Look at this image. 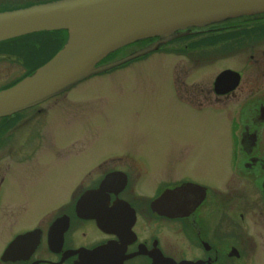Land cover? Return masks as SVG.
Listing matches in <instances>:
<instances>
[{"label": "flooded vegetation", "instance_id": "obj_1", "mask_svg": "<svg viewBox=\"0 0 264 264\" xmlns=\"http://www.w3.org/2000/svg\"><path fill=\"white\" fill-rule=\"evenodd\" d=\"M50 1L0 0V12ZM257 27L264 28V14L224 26L241 32ZM206 29L208 33L178 37L153 53L183 56L196 65L215 57L230 62L206 85L199 84L191 69L166 66L157 91L168 93L192 117L223 113L227 149L219 172L224 176L215 181L203 174L201 179L183 171L188 169H176L186 154L181 158L177 152L167 162L165 148L150 145L93 150L115 121L126 120L121 114L126 105L110 98H83L77 87L83 82H78L34 106L0 116V264H255V257L244 256L241 248L254 244L264 249V154L256 151L264 129V33L233 37L225 31L230 34L214 42L216 26ZM207 37L212 42L201 45ZM37 53L38 45L0 50V72L9 73L0 89L37 65ZM234 57L241 68L233 65ZM223 70L236 73L216 86ZM133 116L138 119L139 112ZM57 123L82 129L80 142L77 134L76 147L67 151L68 158H77L72 169L81 171L74 179L54 180L48 207L37 210L22 203V189L29 186L23 170L31 172L45 152L64 161L54 149ZM233 179L241 181L237 189L229 185Z\"/></svg>", "mask_w": 264, "mask_h": 264}, {"label": "rangeland", "instance_id": "obj_2", "mask_svg": "<svg viewBox=\"0 0 264 264\" xmlns=\"http://www.w3.org/2000/svg\"><path fill=\"white\" fill-rule=\"evenodd\" d=\"M242 32L237 29L231 33L240 35ZM259 32L264 33V28H253L252 32H248V34L256 35ZM221 33L230 34V32L225 31ZM238 35L233 37H238ZM199 38L191 37L189 40ZM208 42H212V38L203 39L201 45ZM195 46L200 45L195 44L194 48ZM124 48L118 53V56L127 51V47ZM244 52L246 55L249 53L248 50ZM257 55L260 56L261 54L256 53L255 59H259ZM238 58H233V65L241 68V65L236 62ZM187 59L183 56L179 57L160 51L145 59L133 61L126 66L81 81L83 83L77 87L78 90L84 91L83 98H110L127 106L121 112L122 117L126 120L119 118L115 121L106 133H102L105 140L96 145L93 150L104 151L124 145H137L142 149L145 145L154 146L158 150L165 148V161L167 162L174 158L177 152H180L181 158L186 154L183 161L176 163V169H188L183 171L192 172L193 175L197 174L201 179L204 178L201 177L203 174L206 175V178H214L215 181L219 180V176L223 177L224 175L219 172L224 168L227 149L226 134L221 122L223 113L216 110L210 116L205 114L192 117L168 99L170 98L168 93L162 96L157 89L163 80L161 73L166 66L186 67L188 71H194L199 84L206 85V83H211L217 71L230 61H225L224 57H215L207 63L196 65ZM247 59L249 64V58ZM0 71L3 72L1 66ZM1 72L0 82L9 77V73ZM94 87L97 89L93 93ZM97 92H99L98 95ZM261 92L264 93V89ZM134 111L139 112L138 119L133 116ZM54 130L55 153L64 155V161H56L53 154L45 152L42 154L38 166H32L31 172L23 170V177L27 179L25 181H29V186L22 189V203L24 205L25 202L26 205L28 202L30 208L34 206L37 210L48 207L51 196L55 193L52 185L54 180L74 179L81 171L80 168L78 172L72 169L71 166L77 162V158H68L67 151L69 152L73 147H76L75 136L77 134L80 142L82 129L73 123L71 125L61 123L60 126L57 123ZM66 130H69L70 137ZM256 151L264 154V129L260 135ZM187 160L188 163H185ZM239 182L241 181L233 179L230 180L229 185L237 189ZM246 192V188L241 186L240 194L245 195ZM241 251L244 256H254L255 264H264V249L261 250L258 245H243Z\"/></svg>", "mask_w": 264, "mask_h": 264}, {"label": "water", "instance_id": "obj_3", "mask_svg": "<svg viewBox=\"0 0 264 264\" xmlns=\"http://www.w3.org/2000/svg\"><path fill=\"white\" fill-rule=\"evenodd\" d=\"M264 13V0H57L0 13V41L39 30H67L44 64L0 91V116L35 105L94 74L106 72L188 34L241 16ZM151 44L120 58L110 54L140 40ZM228 72H221L216 86Z\"/></svg>", "mask_w": 264, "mask_h": 264}, {"label": "trees", "instance_id": "obj_4", "mask_svg": "<svg viewBox=\"0 0 264 264\" xmlns=\"http://www.w3.org/2000/svg\"><path fill=\"white\" fill-rule=\"evenodd\" d=\"M113 57V54L109 55L106 60L111 59Z\"/></svg>", "mask_w": 264, "mask_h": 264}]
</instances>
